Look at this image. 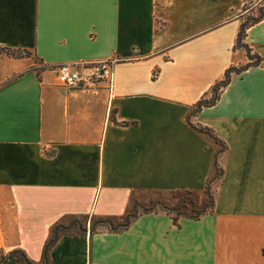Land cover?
Wrapping results in <instances>:
<instances>
[{
    "label": "crops",
    "instance_id": "1",
    "mask_svg": "<svg viewBox=\"0 0 264 264\" xmlns=\"http://www.w3.org/2000/svg\"><path fill=\"white\" fill-rule=\"evenodd\" d=\"M248 1L0 0V49L31 54H0V258L41 264L74 217L122 221L185 196L201 211L210 188L197 219L187 204L64 236L49 264H264V20L246 39L260 66L194 114L250 62L235 49ZM63 67L80 86L59 83Z\"/></svg>",
    "mask_w": 264,
    "mask_h": 264
},
{
    "label": "trees",
    "instance_id": "2",
    "mask_svg": "<svg viewBox=\"0 0 264 264\" xmlns=\"http://www.w3.org/2000/svg\"><path fill=\"white\" fill-rule=\"evenodd\" d=\"M248 2L245 4L241 17V25L240 30L237 36L235 49L236 50H243L245 51L248 59L250 60L249 64L241 67H231L229 68L224 76V79L217 83L215 86L212 87L210 95L205 96L202 100L198 102V104L194 108V114L199 113L204 108L214 106L220 99L222 92L228 87V85L232 82L234 77L241 75L243 72L247 71L250 68L260 66L262 62V58L255 54L250 46L247 44V32L248 30L260 23L264 20V12L260 11L258 16H251L250 11L247 7ZM5 53L9 57L13 58H20L25 56H30L31 54L26 51H17L11 50L7 48L0 49V54ZM201 131H207L208 129H200ZM216 168L218 171V178L222 175V171L218 168V163L216 161ZM209 196V203L208 205L201 211L196 212L193 218H199L201 215L207 213L214 207V198L210 192V188L208 190ZM161 206V205H160ZM161 210L166 211L168 214L174 215L172 211H170L167 207L162 206ZM157 211L154 207L146 209L142 207H136L134 211L128 215L122 223H118L117 219L114 218H95L94 221L91 222L90 227L87 226V222L90 217H82L72 218L68 224L59 223L56 224L53 228L52 235L46 242L43 251V260L41 264H49V253L52 247L64 236H87L88 234H95L101 228H107L111 232H120L126 230L130 224L141 214V213H149ZM179 215L174 216H181V212L178 210ZM37 264L31 261L26 254L21 250H13L8 252L7 254L2 255L0 258V264Z\"/></svg>",
    "mask_w": 264,
    "mask_h": 264
},
{
    "label": "rangeland",
    "instance_id": "3",
    "mask_svg": "<svg viewBox=\"0 0 264 264\" xmlns=\"http://www.w3.org/2000/svg\"><path fill=\"white\" fill-rule=\"evenodd\" d=\"M247 7H248V9H249V11H250V13L249 14H251V16H258L259 15V12L261 11H263L264 12V0H250V1H248V4H247ZM35 63H36V68L39 70V69H41V65L40 64H38L37 63V61L35 60ZM94 79H96V77H94ZM188 199H190V197H187V196H185V197H183L182 198V200H181V202H180V204L178 205V206H176V207H173V208H168L170 211H172V213L174 214V215H179L178 214V210L181 212V214L183 215L184 214V211H186V208H185V206L187 205L188 207L189 206H191L192 205V207H194L193 209H194V214H193V216H195L196 215V212H198L199 210L196 208V204H194V202H188V201H190V200H188ZM209 203V202H208ZM208 205V204H207ZM206 205V206H207ZM205 206V207H206ZM154 207V209L155 210H159V209H162L163 207H162V205L160 206L159 204H157V205H154L153 206ZM165 207V206H164ZM94 219L95 218H90L89 220H88V222H87V226L88 227H90V224H91V222L92 221H94ZM69 223V221L68 222H66L65 224H68ZM118 223H122V221H120V222H118Z\"/></svg>",
    "mask_w": 264,
    "mask_h": 264
},
{
    "label": "built area",
    "instance_id": "4",
    "mask_svg": "<svg viewBox=\"0 0 264 264\" xmlns=\"http://www.w3.org/2000/svg\"><path fill=\"white\" fill-rule=\"evenodd\" d=\"M95 76L97 78H102L100 75V69H97ZM58 80L62 86L68 88L78 87L84 81L82 75L79 72L72 71L69 67H63L59 70Z\"/></svg>",
    "mask_w": 264,
    "mask_h": 264
}]
</instances>
